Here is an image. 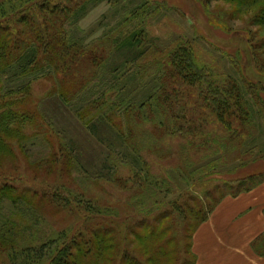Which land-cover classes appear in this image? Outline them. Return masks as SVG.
<instances>
[{"label": "trees", "instance_id": "1", "mask_svg": "<svg viewBox=\"0 0 264 264\" xmlns=\"http://www.w3.org/2000/svg\"><path fill=\"white\" fill-rule=\"evenodd\" d=\"M121 1L0 0V161L12 158L16 149L28 156L26 148L41 134H29L27 129L38 126L30 99L33 83L42 79L53 83V97L74 109L84 127L97 132L101 125L115 135L105 168H115L112 184L121 190L132 189L129 179L121 175V166L128 165L145 182L151 178L149 156L168 161L179 156L176 169L192 178L198 174V183L203 184L206 173L217 170L211 156L217 155L220 161L225 158L220 152L228 153L227 145L252 139L255 112L245 92L255 93L259 85L245 76L212 78L191 45L170 47L156 63L159 45L150 46L141 22L135 23L148 2L123 15L116 32L83 42L85 38L75 26L86 10L104 2L116 6ZM195 1L208 10L212 24L227 32L240 22L247 26L253 63L264 73V0ZM148 50V58L143 59ZM110 56L122 61L108 59ZM41 135L48 144L55 141L47 132ZM57 136L59 158L71 173L80 172L79 163ZM176 139L186 145L172 148L170 142ZM231 148L242 149L240 145ZM196 149L210 152L206 165L213 166L210 171H189ZM57 153V149L52 151L53 156ZM49 164L46 161L40 166L50 168ZM52 164L59 166L57 159ZM261 182L251 181L248 187L241 183L236 190L223 185L224 191H219L216 186L199 198L188 192L194 181L184 179L185 188L178 193L183 201L174 202L154 219L116 224L98 205L100 221L94 227H85L72 237L64 232L41 238V221H30L31 217L36 213L39 218L46 202L62 206L69 200L55 193L21 190L0 177V257L4 258L0 264H196L192 251L196 231L226 197L249 192ZM87 206L97 208L90 200ZM252 248L264 254V234Z\"/></svg>", "mask_w": 264, "mask_h": 264}, {"label": "rangeland", "instance_id": "2", "mask_svg": "<svg viewBox=\"0 0 264 264\" xmlns=\"http://www.w3.org/2000/svg\"><path fill=\"white\" fill-rule=\"evenodd\" d=\"M145 2L148 4L141 8L135 23L141 22L150 46L152 43L159 45V60L156 63L164 59L170 47L191 45L196 59L208 68L213 74L212 78L220 75L237 78L245 76L246 80L259 85L256 86L255 93L248 90L245 92L246 100L255 112V133L246 144L235 142L227 145L228 153L220 152V156H225L221 158L224 160L222 162L217 155L211 156L210 152L196 149L197 153L194 152L191 156V163L194 165L189 171L195 168L197 172H204V169L205 172L210 171L213 166L206 167L210 156L212 163L217 162V170L206 173L203 184L198 183V174L192 178L189 173L182 174L176 169L179 156L174 155L169 161L149 156L146 160L151 166V178L148 177L145 182L136 177L128 165L121 166V175L129 179V187L132 188L121 190L112 184L115 168H105L108 157L112 155L109 145L116 139L111 130L101 125H98L97 132L88 130L76 117L74 109L67 108L57 97H53L52 82L43 79L34 82L30 100L33 112L38 117V126H30L27 130L30 131L29 134L47 132L55 141L52 139L54 142L48 144L41 134H37V138L25 150L28 156L16 149V155L0 161V177L13 182L21 190L30 189L39 194L55 193L69 200L62 206L46 202L43 209H40V217L36 213L31 217L33 219L30 221H41V238L64 232L72 237L82 233L85 227H94L100 221L96 213L99 206L107 211L106 217L116 224L130 225L133 221L154 219L171 209L174 202L183 201L182 198L179 199L178 193L182 187L185 188L184 179L189 180V183L194 181L193 189L188 192L192 197L199 198H204L205 191H212L216 186L219 191H224V186L236 190L241 183L248 187L251 181L256 183L259 180H262L260 185L264 186V73L257 70L253 63L248 28L244 23H237L234 30L227 32L212 24L208 10L195 0H124L116 6L104 2L88 8L83 20L75 28L85 38L83 42L88 44L102 35L112 34L109 31L116 32L122 16L127 12L133 13L137 6ZM149 52L150 50L143 59L148 58ZM108 59L122 61L118 56H110ZM262 86L263 90H260ZM197 107L199 108L198 105ZM57 135L63 138L64 145L79 163L80 172L71 173L59 158L60 140ZM170 143L174 149H181L186 145L181 139ZM238 145L242 148L241 152L233 151L231 147ZM56 149L57 157L52 154ZM205 156L207 157L204 158ZM56 159L59 166L52 164ZM46 161L50 163V168L40 166ZM100 176L107 177V180ZM142 177L145 178L144 172ZM89 200L92 204H97V208L91 210L87 206ZM17 208L22 207L18 204ZM0 261L3 262L4 258L0 257Z\"/></svg>", "mask_w": 264, "mask_h": 264}, {"label": "crops", "instance_id": "3", "mask_svg": "<svg viewBox=\"0 0 264 264\" xmlns=\"http://www.w3.org/2000/svg\"><path fill=\"white\" fill-rule=\"evenodd\" d=\"M264 234V186L226 197L193 236L196 264H264L252 244Z\"/></svg>", "mask_w": 264, "mask_h": 264}]
</instances>
